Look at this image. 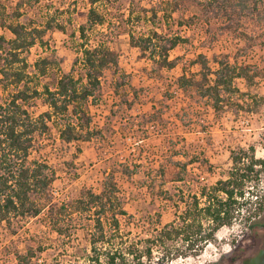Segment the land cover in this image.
I'll list each match as a JSON object with an SVG mask.
<instances>
[{
  "label": "trees",
  "instance_id": "16d2710c",
  "mask_svg": "<svg viewBox=\"0 0 264 264\" xmlns=\"http://www.w3.org/2000/svg\"><path fill=\"white\" fill-rule=\"evenodd\" d=\"M113 1L88 0L90 7L83 14L84 22L78 26L80 46L75 60L77 65H74L75 68L79 65L83 72L76 76L73 67L59 78L54 88L43 85L42 89L39 88V76L46 75L56 62L48 56L39 58L34 64L36 74L33 76L28 71L24 53L37 43L47 45L49 29L59 28L66 32L68 27L56 16L41 26L19 22L23 14L21 8L29 0H17L7 20L4 18L6 6L0 2V19H4L0 24L13 34L9 39L0 36V81L4 90L14 88L9 92V98L0 101V229L13 239L11 245L4 244L0 249V264H102L103 260L106 264H145V260L150 264L173 263L178 257L204 252L210 242L216 241L217 233L223 227L238 224L242 231L249 229L256 235L262 225L264 190L259 188V182L264 175V157L257 156L253 145L232 150L228 175L212 184L202 182L190 169V165L196 163L204 170L205 167L209 169L212 163L207 157L196 152L187 161L175 160L167 154L161 157L156 168L145 171L140 184L154 199L169 203L175 209V218L156 227L147 237L132 236L133 231L128 227L136 223L125 207L117 180L121 174L132 181L138 173L134 168L139 166L136 162L122 164V170L105 171L100 191L85 187L75 197L56 199L53 187L56 170L43 156H34V151H40L42 139L51 135L54 125L58 126L62 146L90 140L94 135L90 128V105L96 104L101 96L106 70L118 65V53L100 35L104 32L99 27L107 19L101 7ZM187 1L191 0H161L158 6L145 10L134 9L133 5L128 20L135 24L145 19L155 22L161 13L160 18L168 22ZM236 2L206 0L198 4L216 17L221 11L235 8ZM238 5L242 10L250 9L249 0H240ZM192 21L193 18L180 16L177 23L184 26ZM186 40L179 34L153 28L138 35L131 33V44L139 49L142 57L153 62L154 79L165 83L161 71L182 65V74L172 80L173 83L167 81L163 97L168 101L176 97L182 102V108L188 113L186 120L179 117L183 124L197 122L206 131L203 106L220 111L225 103L235 100L244 108L240 103L242 97H239L250 93L242 92L235 80L251 81L253 77L249 68L233 64L224 54L215 55L212 60L205 53H198L194 58L180 55L171 58V51ZM174 85L176 90H172ZM40 98L48 108L36 115L27 105ZM156 113L148 122L160 123L162 116ZM170 182L180 185L171 191L166 187ZM253 182L255 184L250 188ZM183 185L189 188L185 189ZM194 185L196 190L192 189ZM38 217L44 220L47 233L20 234L22 230L19 229H23L25 223ZM149 221L153 222V216ZM158 221H161V215ZM80 226L89 228L90 249L83 250V256L77 254L78 250L66 262L59 261L58 255L43 256L53 241L66 242ZM11 246L14 249H10ZM245 261L246 258L237 260L234 256L229 264Z\"/></svg>",
  "mask_w": 264,
  "mask_h": 264
},
{
  "label": "rangeland",
  "instance_id": "374dc122",
  "mask_svg": "<svg viewBox=\"0 0 264 264\" xmlns=\"http://www.w3.org/2000/svg\"><path fill=\"white\" fill-rule=\"evenodd\" d=\"M205 1H187L174 12L171 21L162 20L160 13L155 22L145 19L138 24L128 20L132 6L145 10L158 6L161 0H114L107 6L100 5L107 18L104 25L99 26L104 32L100 35L117 51L118 65L106 70L101 96L96 104L90 105V128L95 133L90 140L62 146L58 126L54 125L51 135L42 139L40 151H34V156H43L56 170L57 179L53 187L57 200L75 197L85 187L100 191L105 171L122 170V164L136 162L139 166L134 168L138 173L132 181L121 174L117 180L125 198V207L136 223L128 227L133 231L132 236L147 237L156 227L175 218V209L169 203L154 199L140 184L145 178V171L156 168L165 154L184 161L189 160L194 152L207 157L212 163L209 169L205 167L204 170L198 163L190 165V169L202 182L210 184L228 175L232 166V150L253 145L257 156L264 157V0H249V10H242L238 5L240 0H237L235 8H229L228 12L221 11L216 17L198 4ZM0 2L7 9L4 18L10 19L17 0ZM88 7V0H29L21 8L23 14L18 20L21 23L41 26L56 16L68 27L66 32L59 28L49 29L47 45L37 43L24 53L29 64L28 71L33 76L36 74L34 64L39 58L48 56L56 62L46 75L39 76L40 89L43 85L54 88L64 73L73 70L79 55L78 26L84 22L83 14ZM180 16L193 18V21L181 26L177 23ZM3 20L0 19V22ZM148 28L168 34L176 33L187 39L171 51V58L178 55L194 58L198 53H205L212 60L215 55L224 54L233 64L249 68V74L253 77L251 81L244 78L235 80L242 92L250 93L239 97H242L240 103L244 108L235 100L225 103L220 111H215L212 106H203L202 118L206 120V131L197 122L187 121L183 124L179 117L186 120L188 113L182 108V102L176 97L170 101L163 97L167 81L173 83L172 80L182 74V65L161 71L166 78L165 83L161 79H154L151 69L153 62L142 57L139 49L131 44L132 32L138 35ZM1 35L7 39L13 36L7 27L0 24ZM4 44L8 46L7 42ZM1 65L0 59V68ZM75 70L76 76L83 72L79 65ZM12 90L13 87L4 90L0 81V101L9 98ZM172 90H176L175 85ZM244 98L246 100L242 101ZM27 106L36 115L48 108L43 98ZM155 111L156 115L162 116L160 123L148 122ZM194 115L197 117L196 113ZM253 184L250 188H253ZM176 185L180 183L170 182L166 187L174 191ZM183 187L189 188L187 185ZM259 188L264 190V175ZM192 189L196 190V185ZM159 214L161 221H158ZM151 216L153 222L149 221ZM260 220L262 225L256 235L249 229L242 231L238 224L226 226L218 231L216 241L210 242L201 254L178 257L173 263L162 264H229L234 256L237 260L246 258L241 264H264V212ZM19 230H22L20 234L26 235L47 233L44 220L40 217L25 223V227ZM12 242L7 232L0 229V249ZM52 243V247L44 252L45 258L58 255L59 261L66 262L73 258L76 250L77 254L83 256V250L90 249L89 228L80 226L66 242L55 240ZM18 244L22 246L20 242ZM11 248L14 249L13 246ZM145 261V264H150ZM102 264L106 262L103 260Z\"/></svg>",
  "mask_w": 264,
  "mask_h": 264
}]
</instances>
